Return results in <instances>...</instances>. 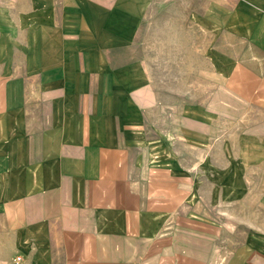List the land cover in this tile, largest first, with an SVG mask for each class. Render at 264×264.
<instances>
[{
    "label": "rangeland",
    "instance_id": "1",
    "mask_svg": "<svg viewBox=\"0 0 264 264\" xmlns=\"http://www.w3.org/2000/svg\"><path fill=\"white\" fill-rule=\"evenodd\" d=\"M147 2L136 43L103 48L118 32L103 39L88 27L100 16L87 0H0V186L15 187L0 194L20 197L39 181L41 146L54 145L59 123L86 110L87 98L113 102L114 57H141L159 104L143 114L145 142L136 145L169 158L188 185L160 196L158 236L175 239L137 248V262L167 241L206 245L191 264H264V0ZM105 55L115 61H100ZM53 160L40 180L47 184L55 183ZM126 247L120 264L135 261ZM185 252L175 264L187 262ZM172 257L164 252L159 262Z\"/></svg>",
    "mask_w": 264,
    "mask_h": 264
},
{
    "label": "crops",
    "instance_id": "2",
    "mask_svg": "<svg viewBox=\"0 0 264 264\" xmlns=\"http://www.w3.org/2000/svg\"><path fill=\"white\" fill-rule=\"evenodd\" d=\"M87 1L100 16L96 27H88L103 39L110 38L106 33L110 30L118 32L117 42L103 41L99 46L136 43L147 0ZM114 58L119 66L110 67L118 91L113 92V102L99 104L92 94L86 110L76 108L64 125L57 122L62 130L52 136V147L47 141L41 146V159L34 167L39 181L22 186L20 197L0 194V264H120L121 254L129 252L126 245L135 248V261L130 264H175L174 254L184 249L182 259L187 262L177 259V264H191V254L206 256V245L182 247L183 242L166 241V248H158L156 257L153 252L148 263L137 262V248H154L155 242L175 239L170 234L158 236L159 217H166L160 216L164 213L159 211L164 203L160 196L176 186L181 191L188 183L176 179L169 158L162 161L157 152H150L152 147L136 145L145 142L140 129L143 114L159 104L145 59ZM100 61L115 60L105 55ZM52 122L56 125V120ZM48 157L54 159V184L40 181L44 169L51 167ZM14 188L0 186V191ZM137 239L141 244L134 242ZM164 252L173 257L160 263Z\"/></svg>",
    "mask_w": 264,
    "mask_h": 264
}]
</instances>
